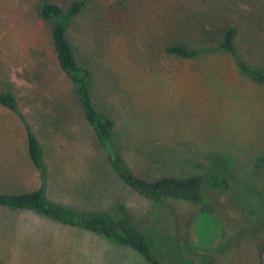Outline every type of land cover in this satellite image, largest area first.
<instances>
[{"label": "rangeland", "instance_id": "1", "mask_svg": "<svg viewBox=\"0 0 264 264\" xmlns=\"http://www.w3.org/2000/svg\"><path fill=\"white\" fill-rule=\"evenodd\" d=\"M42 1L66 8L72 0H0V91L11 92L26 113L31 92L56 93L58 106L73 107L75 99L81 111L51 50V23L37 13ZM64 26L75 60L91 73L92 100L112 119L113 139L132 172L147 178L213 173L229 186H205L209 213L183 201L154 203L118 179L94 132L79 126L86 142H40L41 179L26 154L24 126L0 105V192L43 183L49 201L112 218L122 205L130 223L153 232L174 264H257L264 167L254 163L264 156V86L241 73L217 43L233 27L238 51L264 69V0H86ZM173 42L208 50L173 56L165 51ZM183 242L211 258H186ZM0 264L148 263L99 234L0 207Z\"/></svg>", "mask_w": 264, "mask_h": 264}, {"label": "trees", "instance_id": "2", "mask_svg": "<svg viewBox=\"0 0 264 264\" xmlns=\"http://www.w3.org/2000/svg\"><path fill=\"white\" fill-rule=\"evenodd\" d=\"M86 0H72L66 8L56 3L42 1L37 6V13L43 20L50 21V44L55 61L70 81L75 91L79 107L89 127L94 132L99 144L106 153L109 165L119 180L131 188L136 194L160 205L168 202L183 201L193 204L197 211L212 212L206 206L205 194L208 190H226L229 186L223 175L207 173L205 175L191 174L182 177L163 175L154 178L139 176L125 164L120 147L113 139L112 119L99 111L92 100L90 90L91 73L88 68L80 66L71 50L65 35L64 22L76 15ZM236 32L233 27L224 29L219 37L217 48L227 52L235 61L241 73L259 85L264 86V69L248 62L235 44ZM208 48H193L180 42L169 44L165 51L173 56L191 58ZM0 105L14 112L21 120L25 131V149L30 164L43 178V163L41 149L37 139L29 128L24 115L18 108L14 95L9 91H0ZM256 167H264V156L256 159ZM211 165V169H212ZM235 206V204H232ZM0 207L13 210H29L58 223L79 227L83 230L99 234L118 245L126 246L142 256L148 264H174L173 260L160 247L159 240L153 232H144L130 223L127 210L117 206L118 215L110 217L103 212H86L49 201L44 192L43 183L36 189L21 192H0ZM181 253L188 259L206 256L207 251L198 250L188 242L181 243Z\"/></svg>", "mask_w": 264, "mask_h": 264}, {"label": "crops", "instance_id": "3", "mask_svg": "<svg viewBox=\"0 0 264 264\" xmlns=\"http://www.w3.org/2000/svg\"><path fill=\"white\" fill-rule=\"evenodd\" d=\"M26 97L30 99V112L29 107H27L28 113L25 111H21V113L33 131L40 147V142H86V139L78 137L81 133L78 126L84 130L88 128L89 134L92 133L83 113L78 111L75 99L73 100L74 105L71 107L66 106L64 102H59L63 106H58L56 93L31 92ZM33 98H38L40 101L33 105ZM18 120L23 128L21 120L19 118Z\"/></svg>", "mask_w": 264, "mask_h": 264}, {"label": "flooded vegetation", "instance_id": "4", "mask_svg": "<svg viewBox=\"0 0 264 264\" xmlns=\"http://www.w3.org/2000/svg\"><path fill=\"white\" fill-rule=\"evenodd\" d=\"M260 250H262L261 251V261H262V253H263V251H264V245L263 246H261L260 248H259V250H258V253H257V258H258V261H257V264L259 263V252H260Z\"/></svg>", "mask_w": 264, "mask_h": 264}, {"label": "water", "instance_id": "5", "mask_svg": "<svg viewBox=\"0 0 264 264\" xmlns=\"http://www.w3.org/2000/svg\"><path fill=\"white\" fill-rule=\"evenodd\" d=\"M261 251L262 250H260V252H259V263L258 264H261Z\"/></svg>", "mask_w": 264, "mask_h": 264}]
</instances>
